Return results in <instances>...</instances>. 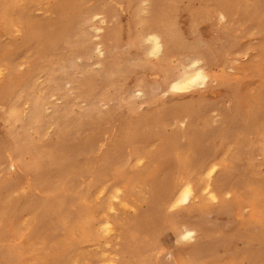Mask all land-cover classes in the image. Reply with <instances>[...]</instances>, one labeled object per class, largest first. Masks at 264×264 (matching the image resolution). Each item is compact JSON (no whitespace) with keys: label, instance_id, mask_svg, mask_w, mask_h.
<instances>
[{"label":"rangeland","instance_id":"obj_1","mask_svg":"<svg viewBox=\"0 0 264 264\" xmlns=\"http://www.w3.org/2000/svg\"><path fill=\"white\" fill-rule=\"evenodd\" d=\"M139 1L142 9V0ZM150 2L154 11L150 30H157L155 15L162 13V10H168L170 5L186 8L190 6L193 10L201 7L200 0ZM259 3V0H203L204 10L211 12L212 16L210 20L202 21L196 32L188 37L190 40L196 38L202 43L214 39L218 41L215 49L219 54L220 65L213 60L208 61L211 52L201 43L199 51L206 55L207 58L203 59L206 60L208 71L215 81L211 79L205 86L197 87L192 92L193 101L197 102L189 113L169 109L162 114L161 123H158L154 114L158 112L163 101L170 100L172 94H164L163 91L159 93L149 80L142 81V86L147 89L142 92H135L132 82L121 90L116 85H104L101 94L95 99V105L91 98L87 101L79 93L75 83L84 82L90 79L89 76L96 77L105 70V54L100 55L97 48L104 52L108 49L110 56L116 59L123 55L127 57L138 54L135 48L128 45L123 48L120 43L111 39L117 27H126L131 21V13L126 9L123 0H99L96 4L84 5L81 19L72 21L76 23L72 35L64 38L59 46L54 39L48 38L47 42L38 46L31 44L24 51L17 49V45L26 37V31L32 25L28 22L30 19L38 31L42 29L48 35L60 33L59 19L65 16V7L61 8L63 0H0V66L11 69L16 80L20 81L19 84L30 83L37 88V95L42 91L48 92L51 76L61 78L58 70L49 73L48 69L69 51L70 46L79 42V34L87 42L86 53L88 56L91 54L86 60L87 57H83L84 52L79 53V57L75 58L77 68L72 72V77L65 81L73 83L65 84L62 92L55 93L49 99V103L57 105L61 110L59 125L67 123L70 124L69 128L61 138L57 137L53 126L44 128L45 138L40 143L45 149L57 150L58 154L66 155L67 150L79 164H92L90 172L88 170L81 177L79 175L71 178L77 180V183L71 179L66 182L65 189L74 195L68 202V208L76 216H83L89 211L90 220L80 227L82 231H76L75 246L57 264H143L145 260L147 264H251L253 261L264 264V244L254 238L259 228L263 227L264 230V201L257 204L261 206L260 217L251 219L253 209L250 206L254 203V194L257 191L261 193L259 198H264V2ZM257 5L262 6L259 9ZM5 11L9 17L7 22L1 18ZM92 11L98 16L92 22H87L89 18L83 17L90 16ZM221 15H225L223 21L220 19ZM139 16L142 19L149 17L141 12ZM89 24L94 25V28L88 29ZM230 24L237 29L235 33L232 31L228 36L221 34L220 30ZM183 29L188 32L190 25H184ZM146 47H149L148 43ZM232 52L234 55L231 57ZM107 56L109 54L106 53ZM172 56L173 65H185L190 61V57L179 53ZM156 60L154 57L146 58L148 63ZM108 74L113 77L112 71ZM225 81L229 85L222 84ZM53 82L56 81L53 79ZM3 85L0 78V87ZM117 90L125 94L122 96L124 100L130 94L125 100L131 104L128 103V110L124 108L127 119H124V125L138 115L149 116L148 123L137 129L136 136L130 142L131 146L118 138V127L111 126L102 116L111 108L121 111L122 98L114 99ZM71 99L78 103L71 108L78 115H83L81 122L76 115L66 119V101ZM186 99V102L189 101L187 96ZM31 104V101L22 104L21 112L25 116L22 121H26ZM50 107L47 109L49 114L52 113ZM91 107L95 112L90 117H85L87 108ZM2 108L0 105V111ZM259 110L261 114L251 116V113ZM192 124L195 146L199 145L197 156L193 160L194 166L189 165L193 186L199 190V198L193 204L195 207H205V212H194L188 220L178 225L176 233L172 225L182 213L189 211L191 203H181L174 210L165 205L159 218L160 227H144L146 229L141 231V237L136 242L131 241L133 239L127 237L129 227L148 211L158 209L161 204L157 201L159 194L163 189L165 191L166 184L174 183L181 176L180 156L191 152L190 141L183 131ZM2 130L0 125V135L4 132ZM95 137L98 142L88 151L87 147ZM111 147L118 153L112 161L106 158ZM132 149H136L133 156ZM165 149L168 157L160 159L159 156ZM77 150L81 151L79 155L75 152ZM214 156L217 158L213 159ZM213 162H219L221 166H217L216 171L210 175L208 164ZM224 162L227 167L223 165ZM26 163L31 162L26 159ZM100 164L108 166L109 172ZM2 169H5L4 165L0 166V182L5 181ZM60 169L61 166H57L47 170L45 180L57 181L61 176ZM16 171L17 169L12 168L9 173L15 176ZM148 171L151 173L148 174ZM226 171L230 176L222 177ZM125 173L129 177L120 179L119 176ZM99 176L101 177L98 178ZM115 176L118 179H114ZM105 180H109V183ZM153 181L157 183L156 195ZM208 183L212 184L210 188L230 211L222 210L219 201L212 200L204 191L200 192ZM82 184H88L87 188ZM28 186L23 182L9 197V202L12 204L23 200L27 203L26 209L34 213L44 203L31 195L32 191ZM113 186L118 188L119 199L112 198ZM99 188H103L105 192L98 194ZM63 189V184H58L51 196L55 199L61 197ZM238 202L242 205L239 206ZM17 217L9 221V226L18 227L20 239L26 238L34 227L32 214L19 211ZM107 221L111 222V232L105 231L104 223ZM184 229L195 230L191 240L179 238L178 235ZM151 230L162 247L160 255L148 246L150 238L146 240V232ZM59 231L56 226H51L43 238L44 250L41 246L37 250L31 245L27 249L28 256L37 258L38 252L44 251L43 258L37 264H55L57 250L53 242L58 241L55 235ZM27 244L29 246L28 242ZM248 256L255 257L250 261Z\"/></svg>","mask_w":264,"mask_h":264},{"label":"bare ground","instance_id":"obj_2","mask_svg":"<svg viewBox=\"0 0 264 264\" xmlns=\"http://www.w3.org/2000/svg\"><path fill=\"white\" fill-rule=\"evenodd\" d=\"M123 1L126 9L129 13H131V21L126 27H117L112 33L111 39L120 43L123 48H126L127 45L135 48L138 54L134 56L128 55L129 57L123 55L121 58L116 59L110 56L108 49L104 52L102 49L97 48V52L100 55L105 54V59L103 61L105 70L102 74L97 75L96 77L89 76L90 79H87L84 82H75L77 84V90L80 94L84 95L87 101L91 98L92 103L95 105V99L101 94L104 89V85H116L121 90L126 88L127 85L132 82L135 85L134 88H136L135 92H142L147 90L142 86V81L149 80L155 86L153 88L159 90V93L163 91L164 94L167 92L172 94L170 100L163 101L160 104L158 112L154 114L158 123H161L162 114L169 109H175L174 111L182 110V112L186 114L189 113L192 110V106L195 105L194 103L197 102L193 101L194 95H191L192 92L197 87L205 86L211 79L215 81L214 77L210 75L208 71L206 60L203 59L207 58L206 55L199 52L201 44L203 47L207 48L209 52H211V57L207 58L208 61L212 62L213 60L215 63L220 65L219 54L215 49L218 45V41L216 39L202 43L196 38H194L195 40H190L188 37L189 34L196 32L198 25L202 21L210 20V17L212 16L211 12L204 10L203 0H200L201 7L198 10H193L190 6L186 8L181 5H170L168 10H162V13L155 15V19L157 20L156 22H158V28L157 30H150L149 25L154 19V11L150 0L141 1V4H143L142 9L140 8L141 6L139 0ZM259 1L260 3L264 2V0ZM98 2L99 0H83L82 2H77V0H63L61 8L63 6L65 7V16L59 19L58 26L60 33L58 35L45 34L42 29H40L41 31L36 30L34 23L30 19L28 22L32 25L28 27L26 37L23 38V42L20 45H17V49L20 48V51H24L26 48H29L31 44L38 46L43 42H47L48 38L54 39L55 44L59 46L60 42H62L64 38L72 35L73 26L76 24L72 21L81 19L80 15L83 12V6L86 4H96ZM261 6L262 5H257L259 9ZM72 7H74V9ZM92 12L93 14L83 17V19L88 17L89 19L87 22H92V20L98 16L95 11ZM140 12L149 17L147 19H142L139 16ZM221 16L225 17V15ZM1 18L7 22L9 17L6 11L1 15ZM186 24L190 25L188 32L183 29V26ZM88 27V29L94 28V25L91 26V24H89ZM236 30L237 29L234 25L230 24L229 27L220 30V33L228 36L230 32L233 31L235 33ZM78 36L79 42L70 46L69 51L48 69L49 73L54 70H58L61 78H55L54 76L49 78L51 86L47 93L42 91L37 95V88L30 83L19 84L20 81L16 80L11 69L0 66V68H3V70H0V72L3 73L0 78H2L4 83V85L0 87V105L3 107L0 111V125L3 128L2 131H4L0 135V166H5V169H2L5 175V181L0 182V264H37L38 261L43 258L44 251L41 253L38 252L37 258H32L28 256L27 249L33 245L37 248V250L40 249V246L44 250L45 244L43 243V238L48 234V230H50L51 226H56L57 229L60 230L55 235L57 236L58 241L53 242L54 248L57 250V258L54 262L57 264L62 261L65 254L75 246L74 235L77 233L76 231H82L83 229L80 227L85 224L86 221L89 222L90 220L89 211H86L83 216H76L71 212L68 208V202L74 198V195L72 192L66 190L65 187L66 182L72 177L79 175L81 177L83 174H86L85 172H88V170L90 172L92 164H79L73 160L72 153L66 152V149V155H63L58 154L57 150L53 151L45 149L43 145H40L45 138L44 128L53 126L54 129H56L57 137L60 136L59 138H61L65 134V130L70 126V124L67 123L59 125L61 110L57 105L49 103V99L55 93L62 92L65 84L73 83V81H65L66 79L69 80L72 77V72L76 70L77 65L75 64V58L79 57V53L84 52L83 57H87L86 60L91 57V54L88 56L86 53L87 42L85 37L81 34ZM153 37L158 40L160 44V51L155 56L152 55L155 47V41L151 43L149 42ZM147 43L149 44V47H146ZM106 53L107 55L109 54V56L106 57ZM177 53L190 57V61L185 65H173L171 58L173 57L172 55H177ZM233 53L234 52L231 53V57L234 55ZM147 57H154L157 58V60L156 62L148 63L146 62ZM198 69L199 72L203 73V81L198 82L195 85H190L187 89H184V86L188 84L189 80L195 79V77L199 74L197 71ZM109 71H112L113 77L110 76L111 73L108 74ZM53 79L56 82H53ZM222 84L229 85L228 81H225ZM120 90L116 91V94L114 95L115 100H120L122 96L125 95L124 93L122 94ZM180 92L184 94H177ZM129 95L127 94L126 96L128 97ZM186 96L189 99V101H187L189 103L185 101L187 100ZM127 97H125V100ZM125 100L122 98L120 101L121 111L111 108L102 116L111 126L118 127V138L123 139L126 144H130L137 134V129L148 123L149 116L138 115L132 119L130 123H126L124 125V119L127 121L125 113L126 110L124 108H127L128 110V103L131 104L130 101H126V103ZM25 101H27V103L31 101L32 104L26 121H22L25 116H23V113L21 112V106L23 103L25 104ZM66 102L67 108L65 111L68 113V117L66 119L73 118L71 116L76 115L81 122L83 115H78L71 108L74 105H78V103L72 99L67 100ZM125 103L126 106L124 105ZM49 106L52 108V113L50 114L47 113ZM86 112L85 117H90L95 110L91 107V109L87 108ZM256 114H261V111L259 110L254 114L251 113V116ZM122 125L124 126L122 127ZM192 133L193 124L189 126L187 130L183 131L185 137L190 141L191 152L180 156L182 171L181 176L177 181H173L174 183L166 184L165 191L163 189L164 193L162 192L159 194L157 201L161 204H159L158 209L148 211L145 215L140 216L132 227H129L127 237L129 239L132 238L133 240L131 241L136 242V240L141 237V231L146 229L144 227H160L159 218H161V210L163 207L166 205L173 210L177 209L181 206V201H183L185 197L187 198L186 203H191V206L188 208V212L182 213L173 223L172 228L176 233L178 225L182 221L188 220V217L194 212H205V207H195L193 204L195 203V200L199 198V190L193 186V177H191L192 173L189 165L194 166L193 160L197 156L196 150L199 145L195 146V140ZM96 142H98L97 137L94 138L92 143H89L87 150L91 151ZM82 145H80L81 149H83L81 147ZM112 149L113 148L111 147L106 153V158L110 159V161H112L111 159L113 157L116 158V154L118 155V153H115ZM135 151L136 149H132V156L135 154ZM166 151L167 150L165 149L161 152V156H159L160 159H166L168 157ZM75 152L78 154L81 151L77 150ZM121 154L122 152L120 153V156ZM120 156L118 159H120ZM215 158H217V156L213 157V159ZM26 159H29L32 164L26 163ZM223 165L227 167L226 162H224ZM57 166H61L60 178L57 181L45 180L47 170L55 169ZM103 166L106 167L105 164ZM217 166H221V163L213 162L212 164H208L207 170H210V175L216 171ZM107 167L106 170L109 172L108 169L110 168ZM12 168L17 169L15 176L9 173ZM116 171L121 172L122 170ZM150 173L151 172L148 171V174ZM226 175L230 176V173L226 171L222 177L226 178ZM101 176H103V178L105 177L102 174ZM119 177L120 179H127L129 174L125 173ZM114 179H118V177L115 176ZM72 181L77 183V180ZM220 181L221 180H219L218 183H220ZM23 182H26L29 185V190L32 191L31 195L44 203L43 207L39 211L31 213V211L26 209L27 203L23 200H17L10 204L9 197L22 185ZM105 182L109 183V180H105ZM60 183H62L64 187L63 193L61 197L55 199L51 196V194ZM87 185L82 184L85 188H87ZM155 185H157V183L153 181L154 189ZM210 185L212 186L211 183H208L206 186H203L200 192L204 191L209 198L219 201L222 210L224 209L230 211V208L221 202L219 196L210 188ZM112 191V198L119 199L118 188L113 186ZM103 192H105L103 188L98 189V194H103ZM154 193V195L157 194V189H155ZM260 196L261 193L259 191L254 194V203L250 205L253 209L251 219L260 217L262 213L260 210L261 206L257 205L260 201H264L263 197L259 198ZM213 197H215V199H213ZM238 205L241 206L242 203L238 202ZM110 210H112V208H110ZM19 211L28 212L30 215L32 214L34 220L33 229H31V231L27 234V237L23 239H20L19 237L18 227L9 226L10 220L18 218L17 213ZM104 225L105 231H112L110 227L111 222L107 221ZM262 228L263 227L256 231L254 238L259 239L261 243L264 244V230ZM194 231V229H184L178 236L183 239V236L187 232L194 233ZM149 238V248L160 255L162 247L152 230L146 232V240ZM27 242L29 243V246ZM254 257L255 256H248L250 261ZM143 264H147V260H145ZM251 264H260V262L253 261Z\"/></svg>","mask_w":264,"mask_h":264},{"label":"snow or ice","instance_id":"obj_3","mask_svg":"<svg viewBox=\"0 0 264 264\" xmlns=\"http://www.w3.org/2000/svg\"><path fill=\"white\" fill-rule=\"evenodd\" d=\"M221 21H223L224 17L221 16L220 17ZM155 41V47H154V50L152 52V55H156L159 51H160V44H159V41L156 40L154 37L149 41L150 43ZM199 72V69L197 70ZM3 73L0 72V76H2ZM203 81V73L202 72H199V74L195 77V79H190L188 84H186L184 86V89H187L190 85H195L197 84L198 82H202ZM176 90H183V89H176ZM213 199H215V197H213ZM182 203H186L187 202V198L185 197V199L183 201H181ZM194 233L192 232H187L184 236H183V239L185 241H188V240H191L192 237H193Z\"/></svg>","mask_w":264,"mask_h":264}]
</instances>
